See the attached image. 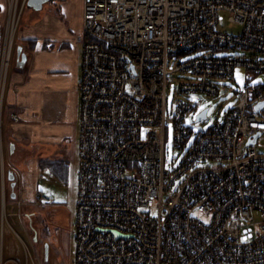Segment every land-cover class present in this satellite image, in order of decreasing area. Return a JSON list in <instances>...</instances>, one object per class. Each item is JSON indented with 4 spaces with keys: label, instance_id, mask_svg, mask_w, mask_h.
<instances>
[{
    "label": "built area",
    "instance_id": "2783aa9c",
    "mask_svg": "<svg viewBox=\"0 0 264 264\" xmlns=\"http://www.w3.org/2000/svg\"><path fill=\"white\" fill-rule=\"evenodd\" d=\"M26 1L6 0L0 33V264H39L6 209L4 94ZM222 10L239 34L217 29ZM81 26L71 264H264V149L256 147L264 84L252 83L264 73V0H82ZM237 67L243 82L232 106L203 129V109L192 117L196 99L219 97V81ZM169 78L177 84L168 106ZM168 122L182 152L174 167L166 163ZM41 202L51 201L39 194ZM254 212L256 232L248 226ZM5 224L21 242L22 262L4 256Z\"/></svg>",
    "mask_w": 264,
    "mask_h": 264
},
{
    "label": "crops",
    "instance_id": "0c3cea01",
    "mask_svg": "<svg viewBox=\"0 0 264 264\" xmlns=\"http://www.w3.org/2000/svg\"><path fill=\"white\" fill-rule=\"evenodd\" d=\"M0 5V22L3 23L6 0H0ZM28 14L25 28L19 30V25L15 33V45L21 46L25 61L21 66L17 65L14 49L4 94L7 159L13 161L17 168L24 166V169L18 171L10 164L15 186L11 189L8 184L6 209L9 204H16L20 208L43 203L37 204L41 193L34 183L39 168V160L36 158L38 152L47 151L49 154L41 162H46V166H51L54 173L65 177L70 152L68 147L74 140L72 147L74 149L75 145L77 151L78 83L84 41L81 26L82 0H49L41 9H32ZM10 113H15L17 118L11 119ZM10 143L13 144L12 153L9 152ZM12 190L14 198L10 197ZM32 234L28 241L33 248L37 235L35 231ZM74 244L70 259L66 258L61 262H58L59 246L54 247L50 257L49 245L47 248L43 247L42 257L35 246L33 249L39 264H71L74 259Z\"/></svg>",
    "mask_w": 264,
    "mask_h": 264
},
{
    "label": "rangeland",
    "instance_id": "374dc122",
    "mask_svg": "<svg viewBox=\"0 0 264 264\" xmlns=\"http://www.w3.org/2000/svg\"><path fill=\"white\" fill-rule=\"evenodd\" d=\"M31 11L32 8L28 6L23 9V17L21 14L20 18V20H22L21 22L19 20L18 23V26L20 25L19 30L25 28L26 22L28 20V13H30ZM218 16V30L231 34L240 33L241 26L228 19L227 11H219ZM0 23L1 29L2 22ZM14 42L17 43L15 38ZM200 52L201 51H197L195 53H192L191 55H195ZM216 54L223 56L236 55L244 57L250 55L249 51L244 49H221L219 51H216ZM243 73V68L237 67L234 69L232 79H223L219 81L220 84L226 87V91H222L219 97L211 98L202 96L198 98L199 100L196 99L198 108L192 114L193 118L198 111L207 108L206 119L200 122L203 129H207L214 121L221 120V118H223L224 116V113L228 110V108L232 106L234 100L233 94L243 82ZM174 76L179 77L183 76V74L178 73ZM176 82L177 79L175 78H169L168 80L166 91V100L168 106L173 100L174 86L177 84ZM252 83L264 84V73L256 74L252 80ZM198 123H196V125H198ZM74 143L75 140L73 141V144ZM73 144L68 147V151L70 150V152L68 153L69 156L67 157V175L65 177L54 173V170L51 168V166H46V162H41V160H43V157L49 154L47 151L38 152V154L36 155V158L39 160L37 163L39 168L34 177V183H36L37 191H39L46 198H49L51 203H41L39 206H22L20 208L16 204H9L7 206V213L9 214L7 222L9 226H11L13 230L21 237V239L29 246L31 252L32 248L29 244L28 238L31 239L33 235L32 232L34 233L35 231L37 235V241L33 244V248L35 246V248L39 252V255L42 257L41 252H43V247L46 246L47 248L49 245L50 257V253L53 251L54 247L59 246L60 257L58 259V262H61L66 258L70 259L71 248L73 247L75 241V229L73 220L77 192V173L79 158L76 151V146L74 145V149L72 147ZM256 147L258 149H264V136L261 137V139L258 141ZM165 155L168 167L176 166L182 156V152L174 147L173 129L171 128L170 122H168V129L165 136ZM7 162L9 163V165L14 164V162L10 159H7ZM13 166L15 167L14 169L17 168L16 165ZM22 169H24V166H20L17 168L18 171ZM253 216L254 220L248 226H250L253 232H256L258 230V223L260 221L259 213L254 212ZM9 226L5 224L3 231L4 256L15 257L16 259L22 261L24 255L23 247L20 240L14 234V232L10 230ZM66 254L67 257L65 256Z\"/></svg>",
    "mask_w": 264,
    "mask_h": 264
},
{
    "label": "water",
    "instance_id": "95a60500",
    "mask_svg": "<svg viewBox=\"0 0 264 264\" xmlns=\"http://www.w3.org/2000/svg\"><path fill=\"white\" fill-rule=\"evenodd\" d=\"M49 0H27L26 1V5L30 8H32L33 10H39L41 9L42 5L46 2H48ZM15 51H16V61H17V65L18 66H21L24 61H25V54L24 52H22V49H21V46H16L15 48ZM263 102L259 103L256 107H255V110H259V107L261 106ZM206 108H204L202 111H200L197 116H196V120H200V119H203L205 118L206 116ZM258 135H255L252 139H250L247 144H250V143H253L255 141V138L257 137ZM9 152L12 153L13 152V144L10 143L9 144ZM6 178L9 182V187L11 189L14 188L15 186V179H14V173L12 171H7L6 173ZM10 197L11 198H14L15 197V193L14 191L12 190L10 192Z\"/></svg>",
    "mask_w": 264,
    "mask_h": 264
},
{
    "label": "snow or ice",
    "instance_id": "6c2138e0",
    "mask_svg": "<svg viewBox=\"0 0 264 264\" xmlns=\"http://www.w3.org/2000/svg\"><path fill=\"white\" fill-rule=\"evenodd\" d=\"M0 7H2V5H0Z\"/></svg>",
    "mask_w": 264,
    "mask_h": 264
}]
</instances>
